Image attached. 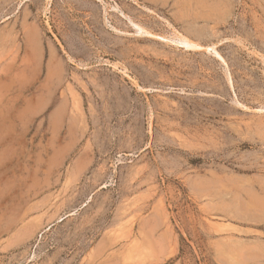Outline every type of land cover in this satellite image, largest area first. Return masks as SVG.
Returning <instances> with one entry per match:
<instances>
[{"label": "rangeland", "instance_id": "1", "mask_svg": "<svg viewBox=\"0 0 264 264\" xmlns=\"http://www.w3.org/2000/svg\"><path fill=\"white\" fill-rule=\"evenodd\" d=\"M0 264H264V0H0Z\"/></svg>", "mask_w": 264, "mask_h": 264}, {"label": "bare ground", "instance_id": "2", "mask_svg": "<svg viewBox=\"0 0 264 264\" xmlns=\"http://www.w3.org/2000/svg\"><path fill=\"white\" fill-rule=\"evenodd\" d=\"M138 31L140 32V33H144V34H146V35H150V34H152V33H150V32H148L147 30H145L143 27H141V26H139L138 25ZM179 33V32H178ZM156 35V34H155ZM175 38V37H174ZM178 39L176 40V43H177V45L179 46V47H181V48H184L185 50H197V49H203V47L200 45V44H198L197 42H195V41H192V40H190V39H188L187 37H185V36H179V37H177ZM175 41V40H174ZM211 47V46H210ZM210 47H208L207 49H210ZM212 49V48H211Z\"/></svg>", "mask_w": 264, "mask_h": 264}]
</instances>
